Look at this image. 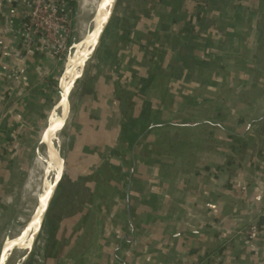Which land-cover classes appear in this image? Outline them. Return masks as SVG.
Returning <instances> with one entry per match:
<instances>
[{"label": "crops", "instance_id": "obj_1", "mask_svg": "<svg viewBox=\"0 0 264 264\" xmlns=\"http://www.w3.org/2000/svg\"><path fill=\"white\" fill-rule=\"evenodd\" d=\"M180 1L172 22V8L151 0L148 19L136 15L122 41L114 11L109 72L79 96L71 128H81L66 158L67 180L88 197L58 226L57 245L64 226L78 228L55 264H264V0H225L200 15L203 24L198 0ZM27 2L0 0V201L16 182L10 160L45 113L60 68L25 47ZM96 57L87 79L103 65ZM254 223L259 234H246Z\"/></svg>", "mask_w": 264, "mask_h": 264}, {"label": "rangeland", "instance_id": "obj_2", "mask_svg": "<svg viewBox=\"0 0 264 264\" xmlns=\"http://www.w3.org/2000/svg\"><path fill=\"white\" fill-rule=\"evenodd\" d=\"M151 0H118L117 1V11H116V19L117 22L128 26L134 22V18L136 15L139 17H144V19H148L146 17L148 9L150 6ZM114 3V0L111 1L110 7ZM150 3V4H149ZM76 4V0H75ZM75 9V6H74ZM73 9V11H74ZM75 24H74V13L72 17V23L70 24L69 30V38L68 43L66 44V50L62 56L59 57V70L58 76L55 81V91L52 93V97L48 102L47 109L45 113L40 117L37 124H35L31 130L28 132L25 138L23 139V148L18 152V154L10 160V166L13 169V173L15 172L16 182L10 186L8 190L5 192L4 199L0 201V238L4 232V229L7 226L8 214H6L7 203L16 195L19 194L20 188L25 180L26 171L29 168V165L34 158L37 151V144L40 140L42 132L47 127L48 116L54 106V103L58 99L59 93V80L62 76L63 71L68 74V78L70 75V71L67 68V55L71 44L73 43V39L75 36ZM100 65V60L94 55L92 63L90 65L87 76L91 73V71H95ZM67 78V77H66ZM87 79V77H86ZM258 89V88H257ZM54 102V103H53ZM81 109V99L79 98L78 104L76 108L68 113L65 116L64 125H67L68 128L72 127L77 120ZM49 110V111H48ZM67 162L62 168V170L58 173L55 186L49 193L46 210L43 215V220L45 218V214L47 213V217L42 229V233H38L36 241L29 253L27 264H55L58 262V256L66 258L67 250L73 245L70 237L72 231H75L74 228H78L77 225H61L64 226L63 229V238L60 239L61 245H57L56 235L58 233V226L63 224L64 220H70L71 218H75L79 215L80 212V203L86 202L85 200L88 197V193L78 186H75L73 182L67 180ZM44 171V165L42 164L39 169V174ZM61 177V178H60ZM17 198V197H16ZM14 200L13 205L15 206L13 210V221L14 227L12 229V234L15 230H18L22 225L21 222L18 221L20 215L23 213L27 215V205L22 201L24 199L17 198ZM52 204V205H51ZM51 205V207H50ZM50 207V209H49ZM42 220V221H43ZM18 226V227H17ZM39 238V239H38ZM38 240V242H37ZM37 242V244H36ZM82 241H74L75 248H81ZM59 247V249H58ZM58 249V250H57ZM15 251V250H14ZM64 264V262H62Z\"/></svg>", "mask_w": 264, "mask_h": 264}, {"label": "bare ground", "instance_id": "obj_3", "mask_svg": "<svg viewBox=\"0 0 264 264\" xmlns=\"http://www.w3.org/2000/svg\"><path fill=\"white\" fill-rule=\"evenodd\" d=\"M110 6L112 0H105ZM78 16L75 25V36L72 46L69 48L67 55V68L70 71L69 78H64L61 82L62 95L58 93V99L48 116L47 127L42 132L40 140L37 144L36 158L34 166L29 171V179L25 190L29 192L22 201L27 205V215L19 216L18 221L22 223L18 230L13 232V238H19V243L12 252L8 264H24L28 259L29 253L36 241L43 215L46 210L47 200L50 191L55 186L57 175L47 182L41 189L36 183L44 171L39 174L40 166L44 163L37 157L42 154L46 158L45 149L52 143L56 144L60 141L63 131L68 128L67 125L59 123V117L63 114V108L69 105V113L73 111L79 101L78 89L86 80L90 65L94 55L90 52L92 38L87 32V21L91 19L92 13L95 11L96 0H77ZM66 95L67 103L65 104ZM34 156V157H35ZM45 169V166H44ZM33 183V185H32ZM30 184V185H29ZM33 186L32 190L30 186ZM28 189V190H27ZM18 227V226H17Z\"/></svg>", "mask_w": 264, "mask_h": 264}, {"label": "water", "instance_id": "obj_4", "mask_svg": "<svg viewBox=\"0 0 264 264\" xmlns=\"http://www.w3.org/2000/svg\"><path fill=\"white\" fill-rule=\"evenodd\" d=\"M117 1L118 0H114V3L110 7L106 4L105 0H96L95 11L92 13L91 19L87 21V32L92 38V44L90 45V52L92 53V55L100 56L104 62H103L102 67L98 70L97 74L90 75L87 81L80 85L78 89L79 96H83V95L86 96L87 91H92V89L96 86L97 82H100V81L105 82V79L107 78V75L109 72V61L113 54L114 47H115V40H116V27L114 26V22H113V14L116 9ZM77 16H78V2L76 0L75 9H74V24L75 25L77 22ZM104 43H107V48L102 53L101 47ZM66 77L68 78V74L64 70L59 80V93L62 91L61 82ZM62 92L60 93L61 95H62ZM64 98H65V104H66L68 102L66 99V95L64 96ZM87 108H88V105L86 106V109ZM69 110H70L69 105H66L65 108H63V111H62L63 114L58 118L60 120L59 123H63L65 121V116L68 115ZM89 113H90L89 110L83 111L81 115V119L83 120V122L86 121V117L87 115H89ZM80 128H81V123L74 129L71 127L66 128L63 131L62 136L59 137L60 141H57L56 144L52 143L44 150L46 153V158H43L42 154L37 156L44 163V166H45L43 174L41 175V177L38 179V182L36 183V185L37 184L39 185L38 189H41L47 182L53 179L62 170L65 164L67 155L69 154L70 150L74 146L75 142L78 140ZM35 158L36 156L32 159L29 165V168L26 171V177L20 188L19 194H16L7 203V210H6V214H8V216H6L8 217V219L6 220L7 226L4 229V232L0 238V264H8L10 256L12 255V252L15 250L20 240V237L16 239L13 238V234H12V229L14 227V221H13L14 219H13L12 214L15 208V206L13 205V202L16 197L22 200L26 198V193L27 195L29 194V192H27L25 188H26V184L28 183V179H29V171L34 166ZM32 185L30 186L31 190L33 188ZM48 211L46 212L45 218L41 223L40 233H42V229H43Z\"/></svg>", "mask_w": 264, "mask_h": 264}, {"label": "built area", "instance_id": "obj_5", "mask_svg": "<svg viewBox=\"0 0 264 264\" xmlns=\"http://www.w3.org/2000/svg\"><path fill=\"white\" fill-rule=\"evenodd\" d=\"M73 13L67 0H28L22 27L25 47L40 48L48 57L59 59L67 47ZM245 233L258 235L256 224Z\"/></svg>", "mask_w": 264, "mask_h": 264}, {"label": "trees", "instance_id": "obj_6", "mask_svg": "<svg viewBox=\"0 0 264 264\" xmlns=\"http://www.w3.org/2000/svg\"><path fill=\"white\" fill-rule=\"evenodd\" d=\"M67 1L69 2L70 6L74 9L75 0H67ZM229 1H232L234 3H239L241 5L243 0H229ZM158 2H163L165 4H168L170 6V9L172 8V10H171L172 11L171 12L172 22H175L176 20L173 18V17L176 16V14L174 12V8L180 7L182 2L180 0H158ZM223 2H225V0H203V1L198 0V1H196V8H195L196 12L195 13L198 14L197 16L200 19L201 24L204 23L205 18L203 16H200V15H203V12L206 11L207 9H214V8H217V7L219 8L222 5ZM244 9H245V12L247 13L246 14L247 18L250 21H252V19L254 18V14H255L254 7L247 5ZM226 14L228 15V13H226ZM226 14L221 16L222 20H224V19H226V17H228V16H226ZM229 17H230V20H237V21L243 20L240 16H232L231 14H230ZM219 21H221V20L219 19ZM131 32L132 31L130 29H128L126 26L122 25L120 27L121 41L122 40H128V36L130 35ZM221 33L224 35L223 31ZM137 35L143 42H146V43H150L151 42L148 39L149 37L146 36L143 31H141V30L138 31ZM201 36L202 35H200V38L203 39V37H201ZM204 66H205V64H202V65L199 66V69L196 66H195V68L193 67L192 69H189V71H188L187 75L185 76V78L182 79V82H186L187 80L191 81V79H193V77L198 72V70L200 72L204 68ZM147 73H148V77L149 78L146 79V78L142 77L140 79L142 88H145V86L148 85L149 80L152 78L151 77L152 75H156L155 70L154 71H147ZM172 79H175L172 82H179V81L176 80L175 77H173V75H172ZM187 82H189V81H187ZM191 105H193V103ZM260 225H261L260 223L256 224L258 230H260V227H261ZM27 262L28 261L26 260V262L24 264H27Z\"/></svg>", "mask_w": 264, "mask_h": 264}]
</instances>
